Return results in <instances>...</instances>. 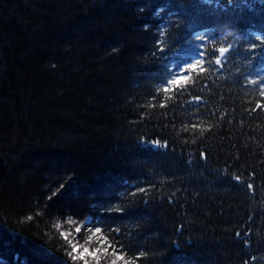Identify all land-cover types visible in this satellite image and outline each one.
Listing matches in <instances>:
<instances>
[{
  "label": "trees",
  "instance_id": "obj_1",
  "mask_svg": "<svg viewBox=\"0 0 264 264\" xmlns=\"http://www.w3.org/2000/svg\"><path fill=\"white\" fill-rule=\"evenodd\" d=\"M88 217L121 264H264V0H0V261L84 264Z\"/></svg>",
  "mask_w": 264,
  "mask_h": 264
},
{
  "label": "rangeland",
  "instance_id": "obj_2",
  "mask_svg": "<svg viewBox=\"0 0 264 264\" xmlns=\"http://www.w3.org/2000/svg\"><path fill=\"white\" fill-rule=\"evenodd\" d=\"M199 55L197 51L194 55H188L190 59H192L189 65L195 64L197 59H199ZM186 65L188 64L177 68L175 71L176 78L185 77L183 74ZM91 222V218L88 217L76 227L77 234L84 228L87 233V239L81 240L78 237L69 239L72 249H76L75 251L73 250L74 255L82 258L84 264H121V257L117 254V251L114 252L111 249V243L108 238L102 235L98 229H94L93 226L90 225ZM77 229H79V231H77Z\"/></svg>",
  "mask_w": 264,
  "mask_h": 264
},
{
  "label": "snow or ice",
  "instance_id": "obj_3",
  "mask_svg": "<svg viewBox=\"0 0 264 264\" xmlns=\"http://www.w3.org/2000/svg\"><path fill=\"white\" fill-rule=\"evenodd\" d=\"M229 2L231 3L232 0H229ZM223 51H224V49H221V52H223ZM217 63H219V61H217ZM172 83H176V81H172ZM258 107H259V105H258ZM237 179H239V177H237ZM251 187H252V185H249V188H251ZM77 231H79V229H77ZM73 250L75 251L76 249L74 248ZM0 264H6V262L0 261Z\"/></svg>",
  "mask_w": 264,
  "mask_h": 264
},
{
  "label": "bare ground",
  "instance_id": "obj_4",
  "mask_svg": "<svg viewBox=\"0 0 264 264\" xmlns=\"http://www.w3.org/2000/svg\"><path fill=\"white\" fill-rule=\"evenodd\" d=\"M50 181H51V180H50ZM50 181H49V182H50ZM51 183H52V182H51ZM51 183H50V184H51ZM83 220H84V219H83ZM83 220H82V221H83Z\"/></svg>",
  "mask_w": 264,
  "mask_h": 264
}]
</instances>
